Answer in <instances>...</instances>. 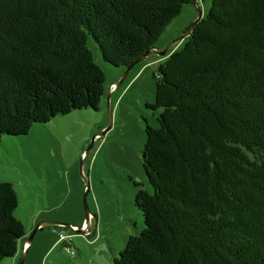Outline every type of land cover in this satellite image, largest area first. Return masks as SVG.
<instances>
[{"label":"trees","instance_id":"trees-1","mask_svg":"<svg viewBox=\"0 0 264 264\" xmlns=\"http://www.w3.org/2000/svg\"><path fill=\"white\" fill-rule=\"evenodd\" d=\"M194 0H0V142L75 109H99L127 67ZM159 48V47H158ZM153 76L144 228L114 264H264V0H212ZM149 56V55H148ZM0 179V264L25 236Z\"/></svg>","mask_w":264,"mask_h":264},{"label":"rangeland","instance_id":"rangeland-1","mask_svg":"<svg viewBox=\"0 0 264 264\" xmlns=\"http://www.w3.org/2000/svg\"><path fill=\"white\" fill-rule=\"evenodd\" d=\"M196 2L185 4L166 27L156 45L159 49L186 30L196 19L198 7L203 14L208 12L212 0ZM181 42L173 46L177 48ZM89 43L106 74V92L99 109L58 114L47 122L35 123L25 135H7L0 142V179L14 183L18 194L14 213L26 230L32 218L43 211L61 218L53 220L79 225V221L75 223L77 209L85 215L83 198L89 189L86 202L94 216L85 233L61 225L38 231L45 232L48 240L54 233L51 229L73 234L65 240L70 249L63 246V255L54 264H114L129 236L144 228L136 194L141 186L151 189L142 158L146 125H157L160 113L152 107L156 101L153 72L166 54H149L116 87L126 67L109 66L95 40L90 38ZM52 255L47 264H51ZM9 259L1 264H8Z\"/></svg>","mask_w":264,"mask_h":264},{"label":"crops","instance_id":"crops-1","mask_svg":"<svg viewBox=\"0 0 264 264\" xmlns=\"http://www.w3.org/2000/svg\"><path fill=\"white\" fill-rule=\"evenodd\" d=\"M114 83L111 82V84ZM84 152V151H83ZM82 152V153H83ZM7 180V179H5ZM12 181V180H10ZM78 211V220L79 226H82L85 222V215L79 210ZM93 215V214H92ZM94 216V215H93ZM92 216V217H93ZM53 219H61L60 216L53 214V213H44L41 212L34 216L32 218V225L30 228L26 230L25 236L19 241V246L17 253L15 256L11 257L9 259L8 264H20L21 262V256L22 253H25L24 257V264H47V261L50 257V255L53 253L52 258L50 259L51 264H54V261L58 258L60 260V256L63 255L62 249L63 246H65V242L58 239L57 233L59 232L58 229H51L54 233H52V236L50 237V240H48V236L46 233H38L40 230H46V227L40 228L33 236V240L31 242L26 241V238L29 236V234L34 230L35 225L41 220H53ZM59 234V233H58ZM57 235V236H56ZM75 236L73 237V239ZM84 255V254H82ZM56 256V257H55ZM77 264V262H76ZM97 264V263H96Z\"/></svg>","mask_w":264,"mask_h":264},{"label":"water","instance_id":"water-1","mask_svg":"<svg viewBox=\"0 0 264 264\" xmlns=\"http://www.w3.org/2000/svg\"><path fill=\"white\" fill-rule=\"evenodd\" d=\"M195 5H197V2L195 0L194 2ZM203 13L202 10L198 7V15L196 17V19L186 28V30L179 35L178 37H176L175 39H173L168 45L165 46V48L163 49H159L158 47H153L148 49L143 55H141L139 58H137L136 60H134L129 66L126 67V70L123 74V76L121 77V79L119 81H116V87H118L122 81L125 79V77L127 76V74L129 73L130 69L136 64L138 63L140 60L144 59L145 57H147L149 54L151 53H158V54H166V52L169 50L170 47H172L173 45H175L177 42L183 40L186 36L189 35V33L191 32V30L193 29V27L196 25V23L198 21H200V19L202 18ZM110 95V94H109ZM104 131L98 132L95 136H97L98 134H102ZM94 136V137H95ZM90 148H92V144H90L89 149L85 152L86 154L89 153ZM89 188V186H88ZM89 189H87L84 193V205H85V222L83 223L82 226L79 225H75V224H71V223H67V222H63V221H57V220H41L37 223V225L35 226L34 230L29 234V236L26 238V241L31 242L33 240V236L34 234L41 228L44 226H56V225H61V226H65V227H69L72 231L74 232H78V233H85L87 227L89 226L90 223V218H91V211L87 206V194ZM24 257H25V253H22L21 256V262L20 264H24Z\"/></svg>","mask_w":264,"mask_h":264},{"label":"built area","instance_id":"built-area-1","mask_svg":"<svg viewBox=\"0 0 264 264\" xmlns=\"http://www.w3.org/2000/svg\"><path fill=\"white\" fill-rule=\"evenodd\" d=\"M72 235H73L72 233H66L64 230H59L60 239H62L64 242L66 239H70ZM65 247H67L68 250L70 249L67 241H66Z\"/></svg>","mask_w":264,"mask_h":264},{"label":"bare ground","instance_id":"bare-ground-1","mask_svg":"<svg viewBox=\"0 0 264 264\" xmlns=\"http://www.w3.org/2000/svg\"><path fill=\"white\" fill-rule=\"evenodd\" d=\"M66 249H67V247H66ZM68 250V249H67Z\"/></svg>","mask_w":264,"mask_h":264},{"label":"snow or ice","instance_id":"snow-or-ice-1","mask_svg":"<svg viewBox=\"0 0 264 264\" xmlns=\"http://www.w3.org/2000/svg\"><path fill=\"white\" fill-rule=\"evenodd\" d=\"M194 2H195V0H194Z\"/></svg>","mask_w":264,"mask_h":264}]
</instances>
